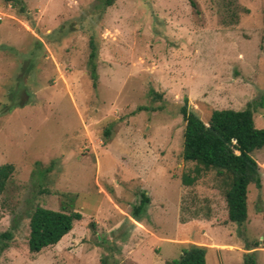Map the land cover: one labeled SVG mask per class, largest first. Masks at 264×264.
Wrapping results in <instances>:
<instances>
[{
  "label": "rangeland",
  "instance_id": "1",
  "mask_svg": "<svg viewBox=\"0 0 264 264\" xmlns=\"http://www.w3.org/2000/svg\"><path fill=\"white\" fill-rule=\"evenodd\" d=\"M103 3L0 0V165L14 166L0 195V232L12 233L0 264H168L191 245L206 248V264H264V148L251 154L262 187L249 186L238 227L214 173L181 183L191 164L180 113L186 103L206 122L252 103L264 129V0ZM37 161L53 162L40 185ZM68 205L81 220L29 253L34 207Z\"/></svg>",
  "mask_w": 264,
  "mask_h": 264
},
{
  "label": "trees",
  "instance_id": "2",
  "mask_svg": "<svg viewBox=\"0 0 264 264\" xmlns=\"http://www.w3.org/2000/svg\"><path fill=\"white\" fill-rule=\"evenodd\" d=\"M103 1V7L110 6L113 2V0ZM191 5L194 6L192 2ZM228 5L230 4L225 5L223 14L230 18L228 24H235L238 22L234 13L237 7L234 9L235 6H233L230 9ZM23 10V7H20V11L24 12ZM224 20L226 23V19ZM90 50V58H92L96 50L92 42H90ZM89 76L95 87L97 79L95 63L94 65L89 64ZM252 105L248 103L243 110H212L206 122L194 112H188L186 103L180 108L185 123L182 159L191 164L182 174L181 183L185 187H190L208 173H214L217 188L224 196L226 203V222L238 227L243 226L247 221L249 186L253 185L257 190L262 187L259 167L251 154L264 148V129L254 126ZM109 135L110 131L106 129L103 135L104 144L108 142ZM52 165L53 162L47 167L38 161L34 163L39 185L51 170ZM13 172L12 164L0 165V195L6 193L7 184ZM147 204L148 198L142 194L139 205L133 208L131 215L135 221L140 220ZM81 218V214L69 205L68 207L62 206L58 211L41 206L34 207L28 216L27 248L29 253L38 254L43 249L55 246L71 231L73 223ZM10 240H12L11 230L0 232V253L8 248ZM249 249L251 248H246V250ZM205 255V247L191 245L182 249L179 258L168 264H206ZM107 263L105 259V264ZM244 263L256 264L246 257Z\"/></svg>",
  "mask_w": 264,
  "mask_h": 264
}]
</instances>
